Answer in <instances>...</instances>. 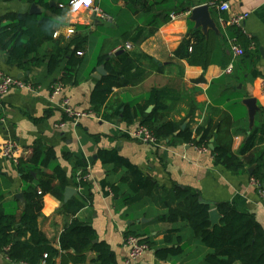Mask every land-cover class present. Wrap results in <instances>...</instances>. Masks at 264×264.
<instances>
[{
    "label": "crops",
    "instance_id": "crops-1",
    "mask_svg": "<svg viewBox=\"0 0 264 264\" xmlns=\"http://www.w3.org/2000/svg\"><path fill=\"white\" fill-rule=\"evenodd\" d=\"M70 1L50 0V3L55 2L56 6L62 8L64 13L56 15L50 11L56 19L55 33L58 36L55 38L70 39L67 30L71 26L76 30L74 34L79 32L89 36L81 54L84 61L73 81L64 82L60 79L65 62L54 73H49L48 62L23 69L9 65L6 53L0 48V69L33 82L37 87L36 91L14 88L5 96V121H0V146L13 139L23 149L22 156H27L32 145L41 141L55 150L57 161L66 171L70 186L80 193L83 187L76 186V182L83 176L89 185L86 188L92 194V202L75 215L65 209L67 203L63 204L64 199L61 201L50 193L46 194L39 218L41 232L56 248H60V235L66 226L75 217L88 220L97 230L99 239L106 240L111 245L118 263L126 264V249L123 246L125 232L132 224L142 222V218L146 217L149 219L147 222H151L153 217L143 214L147 207L143 204L129 208L115 199L112 181L98 155L99 149L112 148L117 149L160 185L171 187L173 183H178L192 187L201 193L205 201L212 204V208L220 202H231L238 210L254 214L264 227V196L253 182L256 180L253 172L257 168V162H250L252 158L264 156V142L243 156L246 167L236 174L216 164L210 148L202 151L199 149L201 146L171 138H161L158 145L144 143L130 135L142 124L141 119L127 124L121 117L113 116L122 102L136 99L146 101L150 91L157 88L161 98L169 106L170 119L182 125H190L193 129L207 123L209 119L214 123H221L222 130L217 142L229 146L237 154L255 126H250L249 108L245 100L255 98L259 111L264 112V92L261 88L264 79V0H148V4H153V10L157 13L171 10L170 20L159 26H146L150 36L138 46L122 37L124 30L147 24L149 16L133 13L136 9L140 10L139 5H134L135 0H95L110 14L111 21L99 20L92 13L74 12L69 7L60 6L68 5ZM223 1L229 2V10L219 9L218 6ZM34 3L32 0H0V17L10 12L30 13ZM179 3L190 8L176 12ZM202 4H209L211 16L219 30L216 32L210 29L207 34L203 32L207 36L213 33L220 38L223 34L231 36L229 28L235 26L230 23L231 18L249 13L243 25L236 26L241 29L244 38L249 39L248 49H245L236 35H232L244 47V55L234 57L229 46L223 47L224 55L216 53L214 61L206 68L191 65L186 59L175 55L187 38L190 23L192 22L193 28H201L196 26L190 16L192 9ZM38 8L50 16L47 10L39 5ZM173 15L177 16L173 18ZM156 19L160 20L161 17ZM77 26L82 28L77 31ZM232 32L235 34L236 30ZM127 43L131 44L130 48L126 47ZM47 45L50 51L52 48L49 43ZM121 49L124 51L116 54ZM126 51L142 52L152 57L153 62L146 58L138 62L142 67L150 68L151 73L141 81H135L132 74L129 79L122 76L114 86L109 101L99 112H95L91 95L97 83L110 74L107 61L115 63L119 55ZM101 56L106 58L101 61ZM232 60L233 69L227 72ZM102 64L106 66L108 73L98 79L94 74H97V68ZM132 72L136 73L135 70ZM59 80L65 83L64 92L71 97L77 109L92 112L81 118L77 126L63 112L62 96L53 94V85ZM149 106H153V109L155 107L154 104ZM62 121L67 122L65 127L58 126ZM65 153L71 155L72 159L67 158ZM95 155L98 157L95 158ZM251 167L252 172L249 170ZM82 169H87V173L81 176ZM33 175L36 174L33 172ZM24 188L16 164L0 157V203L11 204L17 201L20 205L23 204L26 198L24 202H20L16 195L23 193L25 197ZM153 226L154 224L151 226L153 235L169 227L165 223H158L157 228H152ZM162 237L160 234L158 239ZM94 258L96 253L88 250L87 263ZM196 261L197 258L193 255L177 262L159 260L155 251L150 249L134 264H197ZM61 263L62 257L59 256L57 264ZM0 264L26 263H16L6 252L0 251Z\"/></svg>",
    "mask_w": 264,
    "mask_h": 264
},
{
    "label": "trees",
    "instance_id": "trees-1",
    "mask_svg": "<svg viewBox=\"0 0 264 264\" xmlns=\"http://www.w3.org/2000/svg\"><path fill=\"white\" fill-rule=\"evenodd\" d=\"M32 2L56 15L64 13L59 6L51 5L50 0ZM134 5L140 7V10L133 11L135 15L149 16L147 24L124 30L122 37L138 46L150 36L146 26L166 23L170 20L171 10L157 13L153 10V4H148V0H135ZM177 6L176 12L190 8L180 3ZM158 16L161 17L160 20L156 19ZM190 24L187 38L175 55L186 59L191 65H202L206 68L214 61L213 56L216 53L224 55L223 47L228 46L227 37L223 34L220 38L214 33L207 36L201 28H193L192 22ZM81 28L77 26V31ZM232 30H236L235 34ZM229 31L231 36L236 35L245 49H248L250 41L244 38L240 28L232 26ZM55 32L54 16L46 13L38 15L10 12L0 17V48L6 53L9 65L23 69L48 62L49 73H54L65 62L60 79L71 82L84 61L79 52H82L89 36L78 32L66 40L64 37L55 38ZM47 43L52 48L50 51ZM105 58L106 56H101L100 60ZM142 58L154 61L142 52L128 51L119 55L115 63L112 60L107 61L110 74L97 83L91 95L95 112H99L109 101L114 86L122 76L129 79L132 74L135 81H141L151 73L150 68L138 64ZM139 100L141 99L122 102L113 116L121 117L127 124L141 119L142 124L148 126L160 139L171 138L208 147L213 142L215 163L233 173L241 172L246 167L243 156L264 142L262 111L258 110L255 126L237 154H234L229 146L217 142L222 130L221 123H214L209 119L196 129L190 125L181 129V123L169 118V106L161 98L159 89L153 88L148 100ZM151 104L155 107L147 113ZM98 152L107 176L112 181L115 199L129 208L143 204L147 206L143 214L153 217L152 222L129 226L125 236L135 235L142 242H146L155 251L157 259L177 262L193 255L197 258V264H264V227L254 214L238 210L231 202H220L216 204V208L221 220L212 227L210 211L213 206L200 200L201 193L198 190L178 183H173L171 187L160 185L115 148L99 149ZM64 155L72 159L68 153ZM250 162H257L253 177L264 189V156L252 158ZM16 169L25 185L26 200L21 205L17 201L11 204L0 203V251L6 252L16 263L57 264V258L61 256V264H119L111 245L106 240L99 239L97 230L88 220L75 217L60 235V248H56L41 232L39 218L44 196L50 193L63 201L65 190L70 186L68 175L57 161L52 147L45 146L41 141L35 142L30 153L20 157ZM82 170L81 176L87 173V169ZM79 185L83 190L65 205V209L73 215L92 202V194L86 188L89 185L83 176L76 182V186ZM153 222L165 223L169 227L153 235L154 230L150 225ZM160 234L163 237L158 239ZM88 250L96 253V258L90 263H87Z\"/></svg>",
    "mask_w": 264,
    "mask_h": 264
},
{
    "label": "built area",
    "instance_id": "built-area-1",
    "mask_svg": "<svg viewBox=\"0 0 264 264\" xmlns=\"http://www.w3.org/2000/svg\"><path fill=\"white\" fill-rule=\"evenodd\" d=\"M61 7H69L74 12L85 11L92 13L95 15L96 18L103 21H111L112 17L106 13L102 7L95 1V0H71L68 5L61 4ZM221 11H227L230 9V4L227 1L221 2L218 6ZM177 15H173L172 17L175 18ZM249 13L239 14L231 18L230 23L232 25L241 27L243 23L246 21ZM76 32L74 27H69L67 30V35L72 36ZM55 36H58L55 33ZM228 46L232 51L234 57L242 56L245 54V49L242 45L238 42L236 37L229 36L227 34ZM127 48L131 47V44H126ZM82 54V52H79ZM233 69V60L229 64L227 68V72H231ZM14 88H24L31 91H36L37 87L33 82L25 81L24 79L12 76L5 72L4 70L0 69V121H5L4 118V104L3 100L5 96ZM261 88L264 92V79L261 82ZM65 83L61 80L57 81L53 85V94L55 96H62L61 99V108L63 112L68 116L70 122L74 125H78L81 118L92 114V112H87L85 110H79L75 107L72 102L71 97L65 94ZM67 125L66 121H62L58 124L59 127H65ZM130 135L141 142L148 143L151 145H158L160 142V138L155 135V133L146 125L141 124L137 129L132 131ZM202 151H207L209 149L208 146H201L199 147ZM23 149L19 144L13 140L9 139L5 141L0 146V157L11 161L14 164L19 163V159L22 156ZM82 174V172L80 173ZM85 177V176H84ZM255 184L259 187L261 194L264 196V189L262 184L256 180H253ZM41 193V191H39ZM124 248L126 249V256H125V263L126 264H134L139 259L150 250L149 245L146 242H142L137 236L135 235H128L124 237ZM47 257V255H46Z\"/></svg>",
    "mask_w": 264,
    "mask_h": 264
},
{
    "label": "water",
    "instance_id": "water-1",
    "mask_svg": "<svg viewBox=\"0 0 264 264\" xmlns=\"http://www.w3.org/2000/svg\"><path fill=\"white\" fill-rule=\"evenodd\" d=\"M51 5L56 6L57 4L55 2H51ZM29 12L31 14H41L42 13V11L38 8V5L35 3L32 4ZM47 13L50 16H53V13L50 10H47ZM190 19L196 23L197 27H201L205 34H207L210 29L215 30L216 32H219V30L215 24V21L213 20V18L211 16L209 4H202L199 6H195L191 11ZM123 51H124V49H121V50L117 51L116 54H119ZM107 73H108V71L106 69V66L104 64H102L97 68V74H94V76L98 79H101L104 75H107ZM20 76H23V74H21ZM245 103L247 104V106L249 108L250 126L253 127L255 125L256 113L259 110L258 105H257V101L255 98H248L245 100ZM152 110H153V106H149L147 109V113L151 112ZM185 127H186V125L184 124V125H182L181 129H184ZM178 133L179 132L177 131L176 134H178ZM210 149L211 150L215 149V145L213 142H211V144H210ZM94 157L97 158L98 155H95ZM249 170H250V172H252L253 167H251ZM77 193H78V189L71 187V186H68L65 190V193H64L63 204L68 203L72 199V197ZM16 198H18L20 200V202H24V200H25L23 193H17ZM200 200L202 202H207L204 200V198L202 196L200 197ZM210 220L212 223V227H214L216 224L220 223L221 215H220V213L216 207L212 208L210 211ZM140 221L147 222V221H149V219L144 217ZM94 242H97V240H95Z\"/></svg>",
    "mask_w": 264,
    "mask_h": 264
},
{
    "label": "rangeland",
    "instance_id": "rangeland-1",
    "mask_svg": "<svg viewBox=\"0 0 264 264\" xmlns=\"http://www.w3.org/2000/svg\"><path fill=\"white\" fill-rule=\"evenodd\" d=\"M151 222H152V221H151ZM153 224H154V226H153L152 228H157V226H158V222H153V223H151L150 225L152 226ZM143 256H144V255H143ZM143 256H142V257H143ZM142 257H141V258H142ZM141 258H140V259H141ZM140 259H139V260H140Z\"/></svg>",
    "mask_w": 264,
    "mask_h": 264
}]
</instances>
